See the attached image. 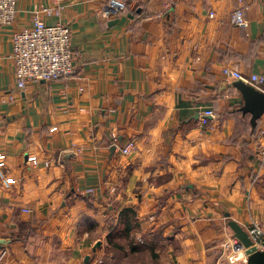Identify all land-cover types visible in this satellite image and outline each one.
<instances>
[{
  "label": "crops",
  "instance_id": "1",
  "mask_svg": "<svg viewBox=\"0 0 264 264\" xmlns=\"http://www.w3.org/2000/svg\"><path fill=\"white\" fill-rule=\"evenodd\" d=\"M110 1L18 0L0 27V264L243 260L229 222L264 230V115L253 129L223 71L264 78V0ZM43 8L75 72L21 90L12 36Z\"/></svg>",
  "mask_w": 264,
  "mask_h": 264
},
{
  "label": "built area",
  "instance_id": "2",
  "mask_svg": "<svg viewBox=\"0 0 264 264\" xmlns=\"http://www.w3.org/2000/svg\"><path fill=\"white\" fill-rule=\"evenodd\" d=\"M110 5L117 13H122L126 9V5L119 0H111ZM41 12L51 14L53 11L43 8L33 16L31 27L16 31L12 36V53L9 58L15 67L17 87L21 90L25 89L30 82H52L68 79L75 72L76 53L72 46L71 27L60 21L55 25H47L40 16ZM17 16L18 0H0V27L12 26L16 22ZM231 22L236 27H248V21L242 7H238L232 13ZM223 72L227 77L242 80L264 91L263 77L252 75L249 79H246L238 71L229 68L224 69ZM214 117L215 114L212 110H206L203 113L201 122L203 125H207L208 118ZM132 148L133 145L124 148L123 155H128ZM262 156L264 157V150ZM28 161L34 166L38 165L37 157H30ZM88 192L91 193L92 191L89 190ZM248 233L254 245L264 251V230L261 226L255 224ZM237 247V241L230 245L233 253L241 250ZM241 251L244 252V250ZM6 256L7 252L2 251L0 261ZM243 259L247 263L245 255Z\"/></svg>",
  "mask_w": 264,
  "mask_h": 264
},
{
  "label": "water",
  "instance_id": "3",
  "mask_svg": "<svg viewBox=\"0 0 264 264\" xmlns=\"http://www.w3.org/2000/svg\"><path fill=\"white\" fill-rule=\"evenodd\" d=\"M233 86L239 91L244 102L241 113L251 116V126L256 129L258 121L264 115V91L241 80L236 81ZM227 217L230 216L227 215ZM229 227L238 242L237 248L244 250L247 264H264V251L254 245L249 233L235 221H230Z\"/></svg>",
  "mask_w": 264,
  "mask_h": 264
},
{
  "label": "rangeland",
  "instance_id": "4",
  "mask_svg": "<svg viewBox=\"0 0 264 264\" xmlns=\"http://www.w3.org/2000/svg\"><path fill=\"white\" fill-rule=\"evenodd\" d=\"M140 239H141L140 242H139L140 245L144 246V245H143V243H144V241H143V237H141ZM227 249H228V254H229L228 261L230 262V261H231L230 259L232 258V255L235 254V253H233V251L231 250L230 245H229V247L227 246ZM231 263H232V261H231ZM233 263H234V264H235V263H237V264H246V263L244 262V259H243V260H242V259L239 260V262H233Z\"/></svg>",
  "mask_w": 264,
  "mask_h": 264
},
{
  "label": "trees",
  "instance_id": "5",
  "mask_svg": "<svg viewBox=\"0 0 264 264\" xmlns=\"http://www.w3.org/2000/svg\"><path fill=\"white\" fill-rule=\"evenodd\" d=\"M250 155V154H249ZM249 155L247 156V158L249 157ZM252 157V156H251ZM251 157H249V158H251ZM116 246H118V245H116Z\"/></svg>",
  "mask_w": 264,
  "mask_h": 264
},
{
  "label": "bare ground",
  "instance_id": "6",
  "mask_svg": "<svg viewBox=\"0 0 264 264\" xmlns=\"http://www.w3.org/2000/svg\"><path fill=\"white\" fill-rule=\"evenodd\" d=\"M241 251V250H240ZM243 252V251H242Z\"/></svg>",
  "mask_w": 264,
  "mask_h": 264
}]
</instances>
